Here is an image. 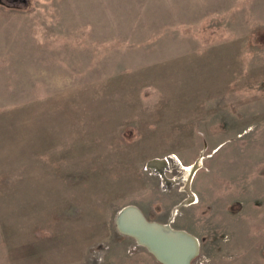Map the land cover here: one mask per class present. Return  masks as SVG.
<instances>
[{
    "label": "rangeland",
    "instance_id": "374dc122",
    "mask_svg": "<svg viewBox=\"0 0 264 264\" xmlns=\"http://www.w3.org/2000/svg\"><path fill=\"white\" fill-rule=\"evenodd\" d=\"M129 204L264 264V0H0V264H164Z\"/></svg>",
    "mask_w": 264,
    "mask_h": 264
},
{
    "label": "bare ground",
    "instance_id": "6f19581e",
    "mask_svg": "<svg viewBox=\"0 0 264 264\" xmlns=\"http://www.w3.org/2000/svg\"><path fill=\"white\" fill-rule=\"evenodd\" d=\"M200 164L201 163L199 161L198 163H196V166H200ZM132 206L139 208L136 205L129 204V205L122 207L121 209H125L126 212H129V209H130L129 207H132ZM120 210L118 211V213L121 212ZM125 210H122V211H125ZM143 215L145 216L144 213ZM133 216L134 215H132L131 213H128L125 215L126 218H124V220H119L118 224L116 223V225L119 226V230H121V232L123 233H126L132 236L137 241L138 244L146 247L150 253L156 256L164 264H188L187 257L189 255V252L187 250L190 249V245L188 248V245H187L188 241L184 243L180 239V238L184 239V237L186 239L185 233H187L186 234L188 235L187 237L191 235L195 241L194 242L195 244H193L194 247H191L194 255L197 252L199 253L200 251L199 238L196 237L191 232L187 231L186 229L174 228L170 222L162 223L156 220H150L146 216H145L146 222H143L140 218L135 219L133 218ZM147 225L149 226L151 225L153 227H158V228L162 227L164 228V230H167L169 233H171L172 235H176V236L172 237V240H170L167 245V241H164L161 235L159 234L154 235L153 233H151ZM152 238H155V240H152ZM197 255H195V257Z\"/></svg>",
    "mask_w": 264,
    "mask_h": 264
},
{
    "label": "water",
    "instance_id": "95a60500",
    "mask_svg": "<svg viewBox=\"0 0 264 264\" xmlns=\"http://www.w3.org/2000/svg\"><path fill=\"white\" fill-rule=\"evenodd\" d=\"M130 209H129V212H126V210L125 209H121L120 211L121 212H119L118 214H117V217H116V223L118 224V222H119V220H124V218H126L125 217V215L126 214H128V213H131L132 215H134L133 216V218H140L143 222H146L145 220H146V218H145V216L143 215V213H142V211L139 209V208H137V207H134V206H132V207H129ZM122 210H125V211H122ZM153 225H155V224H153ZM148 226V229L151 231V233H153L154 235L156 234V235H161V237L164 239V241H167V245H168V242L170 241V240H172V237H175L176 235H172L171 233H169L167 230H164V228H158V227H153V226H149V225H147ZM118 228H119V226H117ZM187 233H185V236H186V239H185V237H184V239L183 238H180L181 240H182V242H187V245H188V248H189V245H190V249L189 250H187L188 252H189V255H188V257H187V261H188V264H191V261H192V259L195 257V255H197V253L194 255V253H193V251H192V248L191 247H194V245L193 244H195L194 242V239L192 238V236L191 235H189V237H187L188 235H186ZM152 240H155V238H152ZM157 243V242H156ZM190 243V244H189ZM165 246V245H164ZM163 246V247H164Z\"/></svg>",
    "mask_w": 264,
    "mask_h": 264
}]
</instances>
